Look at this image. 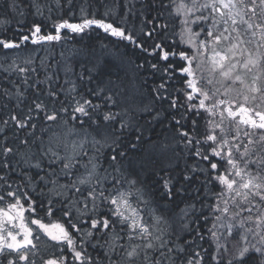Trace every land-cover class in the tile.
I'll list each match as a JSON object with an SVG mask.
<instances>
[{
  "label": "snow or ice",
  "instance_id": "6c2138e0",
  "mask_svg": "<svg viewBox=\"0 0 264 264\" xmlns=\"http://www.w3.org/2000/svg\"><path fill=\"white\" fill-rule=\"evenodd\" d=\"M3 6L52 23L0 38L5 57L93 27L118 43L0 63V264H264V0ZM133 56L161 74L148 94Z\"/></svg>",
  "mask_w": 264,
  "mask_h": 264
},
{
  "label": "trees",
  "instance_id": "16d2710c",
  "mask_svg": "<svg viewBox=\"0 0 264 264\" xmlns=\"http://www.w3.org/2000/svg\"><path fill=\"white\" fill-rule=\"evenodd\" d=\"M89 4L92 3V0H87ZM98 2V0H97ZM4 0H0V19H9L11 23L6 27V30L3 28H0V38H6L9 40H14L18 39L21 35L27 34L28 29L31 28L33 21L35 20L36 22L40 23L44 27V31L47 32L48 29L52 27L51 21H49L48 24L44 19H41L39 17H34L32 15H28L27 17H19L14 15L13 13L9 12L6 7L3 6ZM85 3V0H73V4L71 5V14L69 12V8L67 6V0H65L66 7L63 11V13L60 12H54L53 19H60V18H65L69 19L71 22H79L80 20V4ZM93 6L92 8H89V12L94 10ZM102 12L103 9H99L97 11V18H102ZM47 15V13H46ZM169 43H172L171 39L168 41ZM118 43L117 39L114 37H111L107 35L106 33L103 32L101 29H97L93 27L92 29L86 30L83 36H77L75 40H68L66 43L58 44L55 46L54 50L48 48V46L41 47L39 45H32L28 43L24 50H11L9 51V54L7 57L4 56L3 51H0V63H8L11 62V60L19 55L21 57L27 56V55H32L34 57H39V55H42L45 58H50V57H55L56 60L60 59V51L61 47L64 48L66 55H70V49L69 48H87L89 50L91 49H96L97 53L100 51V46L101 45H107L109 49L113 48V46ZM48 49V50H46ZM129 52H131V47L128 49ZM133 60H135L138 63L145 64L144 69H140V78L138 80L139 84L144 85L143 90L145 94H148L149 90L152 89L155 86H158L161 83L160 76L161 74L158 72H154L150 66L147 64L146 60L142 56H133ZM79 58H77V63H76V71L80 72L81 69L79 67ZM36 66L39 67V60H36ZM135 67L133 65V68L130 69V71H135ZM121 75H123V72H120ZM62 75V73H61ZM115 78V76H113ZM144 80H147L148 83L145 85ZM63 81L61 80V83ZM79 83V82H78ZM0 84H4L5 86H9L6 81L0 79ZM92 87H95V83L91 85ZM178 86H181L179 84L178 80H174L167 88V92L165 95L168 93H172L174 89ZM86 91V90H85ZM163 91V90H162ZM33 98V93L29 91L28 93V102H31ZM39 99H46V97L41 96ZM157 110L161 112H166L167 111V103L164 102H157L156 104ZM12 109H3L0 108V119L6 118L7 114L9 111ZM24 112H27V106L23 108ZM203 123V121H201ZM168 125V121L165 120L164 124L162 125H157L156 126V132L163 134L167 128L166 126ZM14 130L9 129L8 131V137L11 139V137L14 135ZM182 206V205H181Z\"/></svg>",
  "mask_w": 264,
  "mask_h": 264
},
{
  "label": "rangeland",
  "instance_id": "374dc122",
  "mask_svg": "<svg viewBox=\"0 0 264 264\" xmlns=\"http://www.w3.org/2000/svg\"><path fill=\"white\" fill-rule=\"evenodd\" d=\"M189 51H190V50H189ZM198 75H199V73H198ZM205 75L207 76L208 73L205 72ZM218 80H219V77H217V81H218ZM201 84H202L204 87H206V88L219 87V83H217V82H214L213 85H208V84L204 83L203 81H201ZM172 92H173V91H172ZM232 95L234 96V93H233ZM220 98H224V97H220ZM209 103H211V101H209ZM216 119L218 120L219 117L217 116ZM205 246H207V245H205Z\"/></svg>",
  "mask_w": 264,
  "mask_h": 264
},
{
  "label": "bare ground",
  "instance_id": "6f19581e",
  "mask_svg": "<svg viewBox=\"0 0 264 264\" xmlns=\"http://www.w3.org/2000/svg\"><path fill=\"white\" fill-rule=\"evenodd\" d=\"M47 23L46 24H48L49 23V20H47V19H44ZM69 49H71V48H69ZM39 57H43L42 55H39Z\"/></svg>",
  "mask_w": 264,
  "mask_h": 264
}]
</instances>
